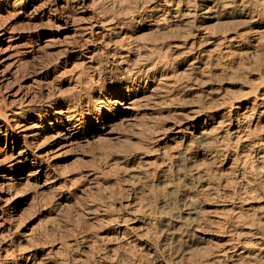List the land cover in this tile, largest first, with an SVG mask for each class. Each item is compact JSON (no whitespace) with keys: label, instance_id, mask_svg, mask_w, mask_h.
Segmentation results:
<instances>
[{"label":"bare ground","instance_id":"obj_1","mask_svg":"<svg viewBox=\"0 0 264 264\" xmlns=\"http://www.w3.org/2000/svg\"><path fill=\"white\" fill-rule=\"evenodd\" d=\"M90 1L0 0V89L4 91L0 97V264L40 263L36 250L21 245L27 234L15 228V222L22 203L28 200H21L13 192L26 184L54 189L60 180L57 160L63 152L91 140L110 138L118 122H137L151 105L161 101L167 105L202 87L214 88L218 84L215 73L223 75L227 84H246L229 64L221 63L225 55L233 57L232 49H222L234 38L213 28V22L223 17L219 9L232 7L238 0H155L122 18ZM243 2L258 13L261 0ZM142 15L147 18L138 22L135 18ZM130 23L137 31L159 33L161 39L146 47L144 54L132 57V45L121 41ZM182 29L186 32L169 35ZM104 54L113 57V63L103 69L99 80L85 81L83 70L71 76L73 89L88 98L76 110L60 92L62 76L96 66V57ZM51 55H56L54 61L40 63V58ZM108 74L114 75L115 82L103 81L100 85V79ZM46 91H57L56 96L53 92L54 96L39 101ZM217 93L214 88L213 96ZM221 99L220 107L194 108L190 115L160 130L153 138L156 145L146 146L132 170V177H145L138 186L141 192L149 191L150 180L156 175L174 168L185 174L189 187L174 181L153 190L149 209L157 212L155 221H147L144 214L136 216V224L127 233L121 229L123 223L117 221V230L103 236L106 241L127 235L140 239L151 227L158 238L156 243L143 244L146 255L157 264H170L171 256L182 258L191 244L213 240L196 222L201 201L194 193L205 187L203 179L211 174L204 169L205 162L225 156L226 161H232L228 166L232 171H250L252 165L241 147L255 146L262 150L258 160L264 164V138H252L258 127L253 128V117L264 108V92L254 100L246 95ZM177 114L183 116L182 112ZM263 117L261 111L258 119ZM221 125L228 127L226 134L220 132ZM216 141L221 144L213 149ZM246 198L253 199L249 194ZM244 200L240 199V204ZM21 248L27 250L20 252ZM217 248L212 257L216 264L235 256L241 264H264V233L253 241H243L234 233ZM173 249L178 252L172 254ZM102 262L117 264L109 255L102 257Z\"/></svg>","mask_w":264,"mask_h":264},{"label":"rangeland","instance_id":"obj_2","mask_svg":"<svg viewBox=\"0 0 264 264\" xmlns=\"http://www.w3.org/2000/svg\"><path fill=\"white\" fill-rule=\"evenodd\" d=\"M92 1L122 18L133 11L142 10L146 2L152 3L155 0L90 2ZM50 9L52 8H48L47 12ZM257 9L258 13H255L243 0H238L232 7L220 8L219 13L223 15L221 21L212 23L214 31L234 38L228 47L224 45L222 49H232L233 57L225 55L221 63L229 64L237 71L238 78L244 79L245 85L227 84L223 75L215 73L213 77L218 84L214 88L218 90V95L213 96L214 88L202 87L201 90L182 99L178 97L167 105L162 101L154 107L151 105L144 110V115L137 122H118L110 138L91 140L90 143L78 144L63 152L57 160L60 180L54 189L41 190L39 186L26 184L14 190L13 194L18 193L21 200H28L21 205L15 228L18 227L20 232L27 234V239L23 240L21 245L39 253V264H102V257L107 255L115 258L117 264H157L152 257L146 255L143 245L149 241L156 243L158 236L151 227L143 232L140 239L133 240L127 235L125 238L114 237L109 242L103 236L117 230V221L123 223V232H129L136 224L135 217L141 214L153 223L157 215V212L149 209V204L154 200L153 190L163 188L174 181L189 187L182 171L166 168L165 173L162 172L150 180L149 191L141 192L138 189L145 177H140V174L132 177V170L138 165L140 156L142 157L139 154L146 150V146L156 145L153 138L160 130L179 118L190 115L194 108L220 107L222 97L246 95L250 100H254L264 92V0H261ZM143 15L135 19L142 22V19L147 18V15ZM148 20L150 18L145 24L149 23ZM129 27L127 32L124 30L121 41L132 45V57L144 54L146 47L158 43L161 39L159 33L149 29L137 31L133 23H130ZM184 32V29L176 30L169 35ZM55 59L56 55H51L44 56L39 61L47 64ZM112 63L113 57L99 55L96 57V66L89 69L79 68L78 71L76 69L64 74L63 83L59 85L61 94L67 97L76 110L81 109L88 98L85 95L79 96L77 90L73 89L74 79L71 76L83 70V79L92 83L91 80H99L103 69L109 68ZM103 81L115 82V77L113 74L104 75L99 81L100 85L105 83ZM90 85L97 87L96 84ZM53 92L55 91L42 93L38 100L44 101L54 96ZM3 95L4 91L0 89V97ZM92 100L94 101V97ZM261 111H264V108L255 112L253 117V128L258 126L253 130V139L261 135L264 138V117L258 119ZM177 112H182L183 116H179ZM221 126L220 132L226 134L228 127ZM216 135H220L218 129ZM11 143L12 141H9V145ZM220 144L221 141L213 143V149ZM4 145L5 142L1 144L2 147ZM174 145L175 143L172 147ZM251 147L253 148L241 147V152L249 157V163L252 165L250 171H232L228 168L232 161H226L225 156L205 162L203 167L211 174L203 179L202 184L205 187L201 186L198 192L194 193L201 201L196 222L209 232L213 240L191 244L182 258L171 256L170 264H216L212 257L217 254V246L224 245L229 235L236 233L243 241H253L257 235L264 233V164L258 160L262 150ZM91 174L98 177L93 179L95 176ZM44 180L45 177L41 183H44ZM245 194L251 195L253 199L248 200ZM240 199H245L242 204ZM172 252L175 254L178 249H173ZM208 258H211L209 263L206 262ZM237 259V256L229 261L223 259L222 264H241Z\"/></svg>","mask_w":264,"mask_h":264},{"label":"clouds","instance_id":"obj_3","mask_svg":"<svg viewBox=\"0 0 264 264\" xmlns=\"http://www.w3.org/2000/svg\"><path fill=\"white\" fill-rule=\"evenodd\" d=\"M133 83H134V81H133ZM97 111H99V109H97ZM26 250H27V249H24V248L19 249L20 252H24V251H26ZM9 255H11V254H9Z\"/></svg>","mask_w":264,"mask_h":264}]
</instances>
